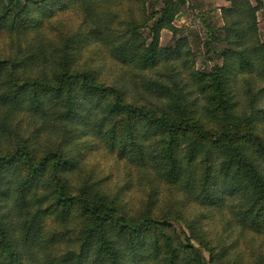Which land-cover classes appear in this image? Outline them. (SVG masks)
I'll return each instance as SVG.
<instances>
[{
  "label": "trees",
  "instance_id": "trees-1",
  "mask_svg": "<svg viewBox=\"0 0 264 264\" xmlns=\"http://www.w3.org/2000/svg\"><path fill=\"white\" fill-rule=\"evenodd\" d=\"M72 1L79 4L86 25L100 10L94 0H0V31L10 29L22 36L38 31L42 35L46 17L67 9ZM105 1L116 6L114 0ZM230 1L240 16V0ZM180 5L165 3L152 28L151 43L143 40L142 23L136 19L129 31L113 32L108 23L116 14L106 10L109 15L95 21L90 35L105 39L119 63L158 73L183 56L181 48L160 47V33L174 29ZM231 33V48L222 54L226 65L211 73L193 70L203 105L190 98V88L187 91V83L182 84L179 78L184 77L178 68L171 71L172 85L141 76L145 90L159 103L154 105L155 113L147 108L133 110L125 103L123 92L101 88L92 71L72 70L74 47L70 41L54 80L45 75L42 81L25 79L19 85L22 80L9 75L7 63L0 61V79L7 72L10 80L9 89L0 94V106L6 113L0 126L10 131L12 113L23 110L27 103L31 112L48 118V105L54 99L57 104L64 100L66 111L59 113L63 124L73 123L77 133L83 124L95 137L108 141V148L121 159L155 172L187 201L221 210L230 199H236L233 211L238 223L264 235V137L255 121L258 116L264 118V109L257 104L260 94L255 92L258 80L264 81V42L250 46L249 26L239 18ZM43 46L30 45L24 64H36V52ZM43 57L48 63L49 56ZM61 146L40 156L22 137L18 143H10L7 151L0 150V264H208L190 239L185 244L173 236L167 214L157 216L151 210L128 214L119 199L94 183L73 192L67 176L77 165L66 153V145ZM51 215L64 228L75 227L72 248L58 258L50 257L47 250L54 241H44V222ZM194 235L213 262L223 264L226 249L214 246L200 232ZM45 255L49 257L45 259Z\"/></svg>",
  "mask_w": 264,
  "mask_h": 264
},
{
  "label": "rangeland",
  "instance_id": "rangeland-1",
  "mask_svg": "<svg viewBox=\"0 0 264 264\" xmlns=\"http://www.w3.org/2000/svg\"><path fill=\"white\" fill-rule=\"evenodd\" d=\"M22 1L27 2V0ZM94 1L100 10L90 19L88 25L85 24L79 4L72 1L67 9L58 10L53 17H46L42 35L36 34L38 31H31L23 36L9 31L10 29L0 31V61L7 63L9 75L22 80L17 84L26 83L25 79L42 81L45 75L54 80L53 74L60 68L62 62L63 49L70 41L74 47L72 70L92 71L99 80L101 88L119 89L123 92L125 103L133 110L147 108V111L149 109L155 113L154 105H159L155 96L145 90L141 76L172 85L170 75L174 68L181 70L184 79L182 76L179 79L184 81L183 85L187 83V91L190 88L189 92L192 94L190 98L203 105L205 103L203 96L196 92L197 85L193 81V70L195 68L200 72L211 73L215 68L227 64L225 62L227 58H222V54L231 48L234 36L231 29L237 18L242 19L249 26L250 46L258 44V41L264 42V0H240V16L234 12L236 6L230 0H135L134 2L114 0L116 6L113 7L105 4L110 3L105 0ZM167 1L181 5L173 23L174 29L161 31L160 47L181 48L183 52V56L177 61L175 59V64L169 69L160 68L158 73L142 72L135 67L123 65L113 58L112 48L105 39L100 41L90 35L95 21H102L105 14L109 15L107 12L112 11L116 17L111 18L108 24L112 26L113 32L122 34L129 31L133 20L136 19L142 23L140 34L143 40L151 43L152 28L160 18L159 12ZM147 17L149 21L146 22ZM41 43L44 46L39 47L36 52V64H24V59L30 54L27 51L29 46ZM25 50L26 53L21 54ZM43 55L49 56L48 63ZM7 72L0 79V94L3 90L9 89L10 80ZM263 88L264 81L258 80L255 92L260 94L257 103L260 109H264V95L261 96ZM56 101L54 99L53 103L48 105V118L31 112L28 103L23 110L14 111L9 125L12 133L0 126V150L7 151L10 143L13 141L18 143L22 137L28 139L30 147L35 148L40 156L47 150L65 144L66 153L77 165L76 170L67 176L73 192L80 191L86 184L94 183L97 189L112 198L119 199L120 206L128 214L133 212L132 215H139L148 210L157 216L167 214L168 223L174 232L173 236L185 244L188 242L187 239H190L206 257L208 264H217V262H213L207 248L197 241L195 231L200 232L204 239L214 246L226 249L227 255L223 264H264V235L255 233L238 223L233 211V207L237 204L236 199H230L227 206L224 205L221 210L206 208L199 202L187 201L184 194H180L176 188L172 189L155 172L149 169L145 171L133 165L128 159H121L117 152L108 148V141L95 137L83 124L79 125L78 133L75 132L78 127L73 129V123L63 124L59 113L66 111V104L64 100L59 104ZM242 105L246 106V104ZM5 115L4 108L0 106L1 122H5ZM255 121L260 136L264 137L263 116H258ZM67 130L69 133L65 135ZM45 188L43 186V196L46 193ZM179 217L183 219L180 220ZM193 223L194 227L191 226ZM74 230L73 224L64 228L52 215L45 220L44 241H54L47 245L50 257L58 258L67 249L72 248L71 244L74 240L71 239L75 236ZM63 232L71 233L60 239L55 238V235ZM47 256L45 255V259Z\"/></svg>",
  "mask_w": 264,
  "mask_h": 264
}]
</instances>
